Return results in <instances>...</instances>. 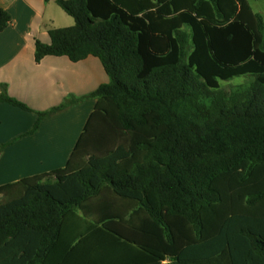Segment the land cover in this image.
<instances>
[{
    "label": "trees",
    "instance_id": "1",
    "mask_svg": "<svg viewBox=\"0 0 264 264\" xmlns=\"http://www.w3.org/2000/svg\"><path fill=\"white\" fill-rule=\"evenodd\" d=\"M56 4L74 23L35 62L93 56L108 82L36 113L27 134L96 101L64 167L0 186V264H264L262 16L247 0ZM0 102L30 111L4 84Z\"/></svg>",
    "mask_w": 264,
    "mask_h": 264
},
{
    "label": "crops",
    "instance_id": "2",
    "mask_svg": "<svg viewBox=\"0 0 264 264\" xmlns=\"http://www.w3.org/2000/svg\"><path fill=\"white\" fill-rule=\"evenodd\" d=\"M59 10L56 0H0V11L9 17L0 31V85H6L8 95L30 109L0 102V144L10 143L0 153V186L64 167L96 101L83 99L42 120L34 133L27 134L36 113L85 96L108 82L93 56L77 62L46 56L35 62V41L49 44L47 31L63 27L55 25L56 20L64 22V27L73 25Z\"/></svg>",
    "mask_w": 264,
    "mask_h": 264
},
{
    "label": "rangeland",
    "instance_id": "3",
    "mask_svg": "<svg viewBox=\"0 0 264 264\" xmlns=\"http://www.w3.org/2000/svg\"><path fill=\"white\" fill-rule=\"evenodd\" d=\"M249 6L251 9L262 16L264 21V0H247ZM60 14L65 18L67 21L73 24V20L68 17L66 14L63 13V11H58ZM57 26H65L64 22L56 20ZM249 78L245 76L241 77H234L233 79L226 81V82H220V88L225 90H231L239 85H243L246 82H248Z\"/></svg>",
    "mask_w": 264,
    "mask_h": 264
}]
</instances>
